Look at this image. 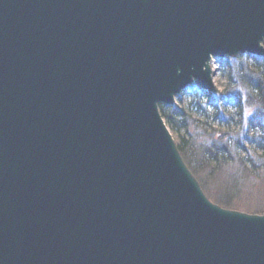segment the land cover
Masks as SVG:
<instances>
[{
	"label": "water",
	"instance_id": "water-1",
	"mask_svg": "<svg viewBox=\"0 0 264 264\" xmlns=\"http://www.w3.org/2000/svg\"><path fill=\"white\" fill-rule=\"evenodd\" d=\"M263 43L264 0H0V264H264L159 110Z\"/></svg>",
	"mask_w": 264,
	"mask_h": 264
},
{
	"label": "trees",
	"instance_id": "trees-1",
	"mask_svg": "<svg viewBox=\"0 0 264 264\" xmlns=\"http://www.w3.org/2000/svg\"><path fill=\"white\" fill-rule=\"evenodd\" d=\"M215 62L226 79L223 89L207 93L194 83L173 106L160 104L161 116L202 187L232 164L263 184L264 57L240 54ZM249 110L253 111L247 116ZM231 202L229 197L216 200L225 208H234ZM251 214L264 215V209Z\"/></svg>",
	"mask_w": 264,
	"mask_h": 264
},
{
	"label": "rangeland",
	"instance_id": "rangeland-1",
	"mask_svg": "<svg viewBox=\"0 0 264 264\" xmlns=\"http://www.w3.org/2000/svg\"><path fill=\"white\" fill-rule=\"evenodd\" d=\"M211 66L214 74L215 89L221 91L226 79L223 77L221 71H219V66L215 60L212 61ZM252 111L249 110L246 115H251ZM191 132L193 134L197 133L193 129ZM195 177L200 183L199 178ZM261 182H259V178L254 176L247 178L239 164H232L225 167L224 172L218 175L217 180L211 183L208 181L205 187H202L201 183L200 185L206 196L214 204L219 205L216 203L217 199L224 200L229 197L232 200L231 204H233L232 207L234 208H223L254 215L251 213L256 209H264V183L261 184Z\"/></svg>",
	"mask_w": 264,
	"mask_h": 264
}]
</instances>
